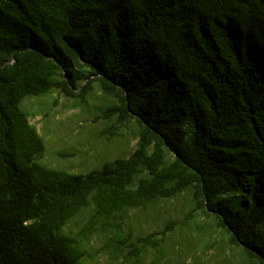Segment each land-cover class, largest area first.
I'll return each instance as SVG.
<instances>
[{"label": "trees", "instance_id": "trees-1", "mask_svg": "<svg viewBox=\"0 0 264 264\" xmlns=\"http://www.w3.org/2000/svg\"><path fill=\"white\" fill-rule=\"evenodd\" d=\"M91 83L115 98L110 129L135 120L134 149L45 165L21 102ZM185 192L182 223L198 210L264 264V0H0V264H82L99 234L137 261L160 246L127 242V211Z\"/></svg>", "mask_w": 264, "mask_h": 264}, {"label": "rangeland", "instance_id": "rangeland-1", "mask_svg": "<svg viewBox=\"0 0 264 264\" xmlns=\"http://www.w3.org/2000/svg\"><path fill=\"white\" fill-rule=\"evenodd\" d=\"M115 102L96 83H91L79 96H65L52 89L44 95L26 97L21 107L45 145L40 161L50 167L87 172L99 168L105 160L126 157L135 147L137 124L128 119L118 124L116 133L110 129L116 115L105 117L102 110ZM190 197L191 193L185 192L145 209L127 211L122 230L128 233L127 242L153 232L160 251L148 246L137 262L133 251L125 248L127 259L114 258L105 244L107 235L99 234L85 243L87 252L82 264H248L242 251L228 243L215 224L198 210L191 220L182 223L193 206ZM84 219V215L74 218L71 229L76 230Z\"/></svg>", "mask_w": 264, "mask_h": 264}]
</instances>
